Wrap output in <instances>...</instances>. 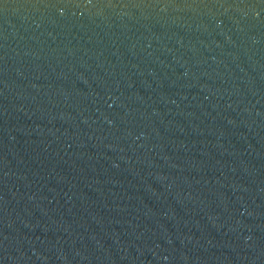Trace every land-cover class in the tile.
<instances>
[{
  "label": "water",
  "instance_id": "water-1",
  "mask_svg": "<svg viewBox=\"0 0 264 264\" xmlns=\"http://www.w3.org/2000/svg\"><path fill=\"white\" fill-rule=\"evenodd\" d=\"M0 264H264V0H0Z\"/></svg>",
  "mask_w": 264,
  "mask_h": 264
}]
</instances>
